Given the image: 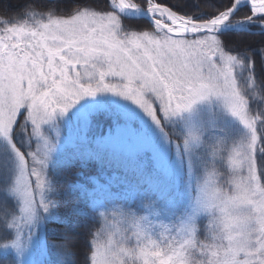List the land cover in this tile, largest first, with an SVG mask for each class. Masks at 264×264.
Wrapping results in <instances>:
<instances>
[{
	"label": "rangeland",
	"instance_id": "374dc122",
	"mask_svg": "<svg viewBox=\"0 0 264 264\" xmlns=\"http://www.w3.org/2000/svg\"><path fill=\"white\" fill-rule=\"evenodd\" d=\"M5 5L7 1L2 3ZM79 10L82 8L69 16L26 12L20 17H0V52L5 45L27 50L34 43L27 33L42 30L51 19L72 17ZM116 15L120 22L117 43L125 45L122 50L126 54L137 50L154 54L167 47L162 36L185 53L192 51L187 41L210 42V48L203 51L212 61L209 67L214 75L210 77L207 68L200 69L197 79L173 92L175 99L169 107L176 110L177 104L186 103L184 97L190 96L192 84L204 98L195 99L187 108L181 106L174 115L169 111L165 116L161 111L156 124L137 103H151L146 94L129 100L119 95L122 86L115 92L90 89L93 95L69 91L65 94L69 106L63 114H59L63 105H53L49 110L54 109L55 115L50 121L37 120L39 137L27 113L16 122L0 109L2 264L51 263L44 237L50 211L48 168L65 150L71 151L65 152L67 157L81 151L92 154L115 166V172L140 179L145 183L142 192L154 191L148 197L155 201H147L143 217L128 203L110 205L116 213L102 207L104 233L94 240L89 263L160 264L163 260L188 264L189 255L193 257L196 250L201 256L196 263L204 264L206 258L208 264H243L248 258L246 251L264 242V142L260 141H264V96L254 81L250 57L226 51L214 33L171 36L152 25L148 30H124L121 16ZM89 23L92 30L114 34L112 20ZM251 24L245 27L264 28L259 21ZM5 30L10 39L2 38ZM230 56L240 63L229 60ZM107 82L116 84L117 78L108 77ZM6 130L8 138L4 137ZM12 145L26 158L22 174ZM48 146L51 151L44 167L37 161L44 159ZM99 186L109 188L104 183ZM162 195H167L165 203ZM168 216L176 219L168 224ZM201 218L209 230L206 241L196 239ZM17 237L19 249L12 246Z\"/></svg>",
	"mask_w": 264,
	"mask_h": 264
},
{
	"label": "snow or ice",
	"instance_id": "6c2138e0",
	"mask_svg": "<svg viewBox=\"0 0 264 264\" xmlns=\"http://www.w3.org/2000/svg\"><path fill=\"white\" fill-rule=\"evenodd\" d=\"M230 7L223 10L207 22L206 28L219 31V18L231 19L244 4L248 6V15L241 18V24L259 21L264 26V0H229ZM108 7L112 11L100 13L95 10L82 9L67 19H51L48 24L42 26V30L29 32L34 41L28 49L13 45L0 52V109L6 115H11L16 122L26 116L29 122L34 124L33 131L39 137L37 128L41 127L37 120L50 121L55 115L53 105H63L59 114H63L65 108V94L75 91L93 95L95 91H117L119 95L129 100L136 99L141 93L146 94L151 103H137L140 109L159 124L158 115L161 111L167 116L169 111L176 114L181 106L187 108L197 98H204L200 89L192 84L190 96L184 97L186 103L177 104L176 110H171L169 105L175 99L173 92L182 90L184 86L197 79L199 70L207 68L209 76L214 74L209 65L212 63L204 48H210V42L199 40L193 43L187 41V46L192 49L185 53L177 51L168 41L167 36H162L167 47L161 48L154 54H141L136 52L125 53L123 44H118L119 18L117 13L129 11H148L152 16L160 15L157 0H147V9H142L133 0H108ZM166 7V6H165ZM109 19L115 22L114 34L105 35L98 30H92L93 25L89 21ZM7 23V21H5ZM161 21L156 22L159 28ZM107 31V30H106ZM3 39L11 36L5 30ZM229 60H240L237 57H229ZM254 66V63H253ZM108 77H116V84H109ZM159 102L158 108L156 107ZM31 109V111H29ZM14 127V124H13ZM6 130L4 137H9ZM47 143V142H46ZM12 142L10 143V145ZM17 166L21 174L26 165L24 153L12 145ZM51 147L44 152V159L37 163L45 167ZM35 160L34 154L29 153ZM36 172V170H33ZM39 176V172H36ZM43 184V178H41ZM19 237L12 242V246L19 249ZM259 247L246 251L247 259L243 264H264V242H258ZM160 264H166L161 260Z\"/></svg>",
	"mask_w": 264,
	"mask_h": 264
},
{
	"label": "trees",
	"instance_id": "16d2710c",
	"mask_svg": "<svg viewBox=\"0 0 264 264\" xmlns=\"http://www.w3.org/2000/svg\"><path fill=\"white\" fill-rule=\"evenodd\" d=\"M7 1V5L2 3ZM145 6L146 0H134ZM182 15H191L203 20L218 15L230 7L229 0H157ZM108 0H0V17L23 16L36 11L55 16H69L78 9H92L97 12L112 11ZM248 7H241L235 18L247 16ZM124 30H148L152 26L143 18L121 17ZM222 47L229 52L248 55L252 62L253 76L260 95L264 96V31L228 30L216 34ZM254 63V66H253ZM261 142L262 138H260ZM71 152L65 150V152ZM60 154L48 168V202L50 211L45 220V243L50 264H90L89 256L97 235L104 233V219L100 215L102 206L112 202L129 203L143 216V208L150 203L152 191H143L136 176L115 172L92 154L82 151L67 157ZM72 154V153H71ZM88 156V157H85ZM261 157H258V161ZM109 174L110 181L104 178ZM109 188L102 190L99 184ZM91 190V191H90ZM110 192H115L110 194ZM143 202L139 207L137 202ZM149 201V203L147 202ZM165 212H161L164 215ZM172 222L176 218H171ZM168 220V219H167ZM106 231V230H105ZM205 229L199 224L197 238L202 240ZM3 257H0L2 264ZM190 264H195L194 260Z\"/></svg>",
	"mask_w": 264,
	"mask_h": 264
},
{
	"label": "water",
	"instance_id": "95a60500",
	"mask_svg": "<svg viewBox=\"0 0 264 264\" xmlns=\"http://www.w3.org/2000/svg\"><path fill=\"white\" fill-rule=\"evenodd\" d=\"M157 7L162 9V10L168 11L171 16L177 18L179 21H181V23L184 22V23L192 24L194 26H197V28L196 29H192V30H188V31H183V32H175V31L172 30V28L170 27L169 24H167L164 21L160 20L157 16H155V17L152 16L148 11H142V12H137V13L134 12V11H129L128 12L129 14H122V15L123 16H129V17H142V18L147 19L149 22H152V21L157 22L159 20V21H161L160 24L162 25V29L165 30L168 34L174 35V36H177V35L192 36V35L199 34V33H202V32H221V31L231 30V29H240V30L243 29V27L240 26L241 23H239L241 21L233 22V21H231V19L228 20L227 18H223V21H221L222 23L218 22L219 31H213V30H210L208 28L205 29L204 28L205 25L211 19H208V20H195L193 18L181 16V15L177 14L176 12H174L173 10H171L170 8L165 7V5L157 3ZM145 9H147V7ZM131 13H133V14H131Z\"/></svg>",
	"mask_w": 264,
	"mask_h": 264
},
{
	"label": "bare ground",
	"instance_id": "6f19581e",
	"mask_svg": "<svg viewBox=\"0 0 264 264\" xmlns=\"http://www.w3.org/2000/svg\"><path fill=\"white\" fill-rule=\"evenodd\" d=\"M123 2V0H122ZM159 12L160 13H163L162 16L160 15H157L163 19H166L168 20L169 22H171V27H172V30L175 31V32H183V31H188V30H192V29H196L197 26H194L192 24H188V23H181V21H179L177 18L175 17H172L168 11H165V10H162L159 8ZM128 13V12H127ZM150 13V12H149ZM126 14V13H124ZM151 14V13H150ZM221 21H223V18H219L218 22L219 23H222ZM153 24L155 25L156 27V23L153 22ZM157 28V27H156ZM206 29V27H204ZM162 29V25L160 24L159 25V28H157V30H161Z\"/></svg>",
	"mask_w": 264,
	"mask_h": 264
}]
</instances>
